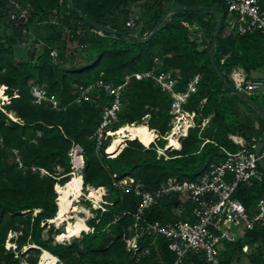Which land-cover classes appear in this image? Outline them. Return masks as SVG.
<instances>
[{"label": "trees", "instance_id": "16d2710c", "mask_svg": "<svg viewBox=\"0 0 264 264\" xmlns=\"http://www.w3.org/2000/svg\"><path fill=\"white\" fill-rule=\"evenodd\" d=\"M17 1L29 10L25 33L7 16L8 0H0V97L4 98L0 99V264H22L21 259L36 264L42 251L57 257L59 264H171L175 253L161 235L144 233L139 239L141 248L149 247L147 255L125 249L124 235L129 234L134 221L138 198L114 187L111 176L130 177L144 190H153L168 177L195 179L210 162L223 159L222 148L236 151L238 146L228 138L230 134L242 135L250 142L255 136L251 120L258 111L223 87L208 50L219 18L211 56L227 87L233 89L229 73L236 66L249 75L255 71L264 75V36L228 31L224 0ZM260 3L264 7V0ZM213 4L224 6L225 15H219ZM133 5L139 10L134 12ZM130 18L136 35L129 33L126 22ZM87 19L96 26L92 27ZM159 20L158 30L147 39ZM200 28L207 31V39H203ZM21 44L27 47L28 54L17 58L15 50ZM53 50L57 51L55 60ZM78 51L86 54L82 61L66 65V57ZM155 57L160 61L158 67ZM168 69H174L180 78L178 90L184 89L193 75L200 74L195 92L183 106L196 113V125L186 136L174 140L173 129L169 131V94L151 78L132 77L122 89V108L112 130L120 127L125 136L126 124L145 122L154 129L153 141L169 131L167 141L159 139L146 147L137 139L125 144L120 138L108 150L107 140L96 152L91 135L99 124L101 109L94 100L76 103L78 86L99 79L121 84L126 74ZM33 85H43L53 93L60 108L53 109L47 102L34 104L30 93ZM98 92L101 102L109 100L106 93L97 89L95 93ZM257 96L248 98L264 112ZM205 118L207 123L200 127ZM189 123L185 118L177 129L184 134ZM74 143L83 149L84 167L78 186L85 193L106 186L108 193L102 201L105 211L92 209L94 216L87 224L93 232L55 242L53 234L60 231L51 220L58 217L60 207L65 209L58 206L60 195L56 188L67 189L65 183L71 172L68 152ZM157 146L158 152L165 150L168 158H157ZM105 148L112 156H106ZM38 168L47 173L41 174ZM263 195L264 177L261 182L240 183L234 193L247 209H252ZM175 203V196L162 201L147 210L144 219L174 220ZM9 232L16 233L9 239L13 247H5ZM244 245L249 246V252H242ZM224 247L218 264H239L242 257L248 264H264V225L244 231L237 241L226 242ZM182 264L207 263L201 253L189 251Z\"/></svg>", "mask_w": 264, "mask_h": 264}, {"label": "built area", "instance_id": "2783aa9c", "mask_svg": "<svg viewBox=\"0 0 264 264\" xmlns=\"http://www.w3.org/2000/svg\"><path fill=\"white\" fill-rule=\"evenodd\" d=\"M227 6V16L225 18L226 29L236 31L240 34L260 33L264 36V7L260 0H224ZM7 16L19 25L22 33L26 32L28 12L26 6L17 0H8ZM127 26L133 27L134 23L129 20ZM185 25H187L185 23ZM196 28V26H193ZM98 35H102L101 30H94ZM85 45H79V48ZM53 59L57 56V51L51 52ZM154 63L158 67L160 61L154 58ZM252 74V73H251ZM242 67L236 66L231 69L229 78L233 83V90L246 97L264 96V75L261 78H252ZM142 80L151 78L156 84L169 94L171 98L169 114L171 115L170 129L177 124L181 126L186 119L189 125L183 134L177 131L173 135L174 140L187 135L188 130L196 125V113L183 108L190 94L195 92L200 74L193 75L186 83L184 89L178 90L177 85L180 78L174 69L157 73L155 70L134 72L126 74L121 84L104 82L99 79L95 82L79 85V94L75 98L76 103L85 100L98 102L101 109L99 124L91 137L95 140L96 152L105 141L117 136V131L112 130V126L118 122L119 113L122 108V89L129 83L131 78ZM103 91L108 96L107 102H101L100 94L96 90ZM32 102L40 104L47 102L53 109H59V101L53 93H49L43 85H33L30 90ZM12 118V117H11ZM14 119V118H13ZM15 120V119H14ZM208 118L203 119L200 127H203ZM134 123H131L132 125ZM129 125V124H126ZM124 126V125H123ZM154 130V129H150ZM157 137V141L165 139L169 132ZM127 135L122 138L126 140ZM228 138L238 146L234 152L222 148L224 157L221 160L210 162L207 167L195 177V179H178L168 177L165 181L153 190H144L138 183H134L130 177L116 179L112 174V185L123 193L132 192L138 198V204L134 212V221L129 226V234L124 235L125 249L128 252H135L138 255H147L149 247H140L139 239L147 233L151 236L161 235L168 240V248L175 253V259L171 264H182V259L191 251L201 253L207 264H218L220 253L225 249L226 242H235L246 230L264 225V195L259 197L252 209H247L245 205L234 197L236 188L240 183L251 181L261 182L264 171L259 166V160L264 162V145L256 153V148L260 143L256 136L251 137L250 142H246L242 135H229ZM154 142V141H153ZM259 142V143H258ZM148 147V146H146ZM164 147V146H163ZM162 147V148H163ZM156 147L157 158L168 156L165 150L160 154ZM106 152V148L104 149ZM68 155L70 157L71 171L80 173L84 167L83 149L78 143H74ZM106 156L109 155L106 152ZM19 167H22L18 158ZM36 170L35 167H31ZM41 174L47 172L38 168ZM108 193L106 186H100L93 192L83 193V196L90 201V210L105 211L102 204L103 198ZM176 197L175 207L172 209L174 220L161 222L159 220L147 221L144 219L145 212L164 200ZM89 232H93L92 227H88ZM242 252H249V246L244 245ZM54 264H59L58 259Z\"/></svg>", "mask_w": 264, "mask_h": 264}, {"label": "rangeland", "instance_id": "374dc122", "mask_svg": "<svg viewBox=\"0 0 264 264\" xmlns=\"http://www.w3.org/2000/svg\"><path fill=\"white\" fill-rule=\"evenodd\" d=\"M213 7H214V9L217 11V13L219 15H221V16L225 15L226 11H225L224 6H222L220 4L219 5L218 4H215V5L213 4ZM131 9L134 12H136V11L139 10L138 6H135V5H133L131 7ZM51 19H53V17ZM128 20L130 22H133L134 23L133 18H130ZM199 32L202 35L203 39H207V37H208L207 31H205V30H203V29L200 28L199 29ZM129 33L130 34H133V35H136L137 34V31L134 28L130 27L129 28ZM39 44L36 45L37 48L39 47ZM72 46H75V44H72ZM15 53H16V57L17 58L26 57V54H28L27 47L24 46V44H21V45H19L16 48ZM84 55H86L84 52L78 51V52H76V54L74 56H68V57H66V65L69 64L70 62L73 63V62L82 61ZM251 76H252V78H261L262 73L260 71L252 72ZM252 97H255V96H252ZM257 97L258 98H256V99L258 100V102H261V104H263V107H264V96L263 95H258ZM0 99L1 100H4L3 97H0ZM10 116L16 120V118L14 117L13 114H10ZM251 121H252V125H251L252 126V130H253L255 136L259 140V139H261L264 136V115L258 111L257 114H255V117L252 118ZM149 130L150 129L148 127L147 128V131H149ZM174 131L175 132L177 131V125H175L173 127L172 133ZM127 141L128 140L125 141V144H126ZM152 141H153V139L151 140V142ZM143 142L146 143L147 140L144 139ZM154 143H157V140H155L151 144H154ZM161 143L162 142H160V144ZM148 147H149V144H148ZM72 172L73 171H71L70 173H68L70 177L67 180V182L65 183L67 185V189H64V190L63 189H60L59 190V188H56V189H57L58 194L60 195L59 199L61 200V202H62V204H63V206L65 208L64 210H66V212H68V216L69 217L76 216V211H77V209H79V210H81V212L78 215L80 217L84 218L85 219V223L87 224L88 223V220H90L94 216V214L90 210V201L87 200L85 196H83V193H85L84 190L83 189L81 190L80 188L78 189L79 186L78 187L75 186L78 183H77L74 175L71 174ZM71 193H73L72 194V197H71ZM76 204L79 205V206H81V208H78L76 206ZM87 204H89V205H87ZM58 206H60V203L59 202H58ZM83 207L88 212H84V209H82ZM58 220H59V218H53L51 220L52 221V224L54 225V228L55 229H58V231H60L57 234L56 233L53 234V239H54L55 242H67L69 240H72L73 238H78V237L80 238L81 237V235H79L77 237H73V238H70V239L61 238V235H59L60 233H69V232H71V230H70V227H69V221H64L62 223H59ZM70 221H73V219H70ZM87 226H88V224H87ZM86 232H89L88 231V228L86 230L82 231V233H86ZM15 235H16L15 232H9L8 238H7V242L5 244V247H9V246H12L13 247L14 246V244L11 243V241L9 239L12 238V237H14ZM44 252L45 251H42V253L39 255L36 264H43L42 260H44L43 259L44 255H45ZM39 258H40V261H39ZM21 261H22V264H28V263L24 262L23 259H21ZM233 264H236V263L234 262ZM239 264H248L247 258L246 257H242V261Z\"/></svg>", "mask_w": 264, "mask_h": 264}, {"label": "bare ground", "instance_id": "6f19581e", "mask_svg": "<svg viewBox=\"0 0 264 264\" xmlns=\"http://www.w3.org/2000/svg\"><path fill=\"white\" fill-rule=\"evenodd\" d=\"M147 128H148V126L145 122L134 123L132 125L129 124L127 127V129H128L127 139H137L138 141L145 144V146H148L147 144H150L151 140H152V130L147 131ZM177 131H179V130L177 129ZM176 132L174 131L173 134H175ZM117 134L118 135L115 136L111 140L110 144L106 147L108 150H110L112 148V145L116 140L122 138V136H123L119 130L117 131ZM144 139L147 140L146 143L143 142ZM169 143H171V142H169ZM71 174L74 175V177L78 183V178L80 177L81 174L75 173V172H72ZM75 186L78 187V184H76ZM78 189H79V187H78ZM59 203H60V206H63L60 199H59ZM80 212H81V210L77 209L76 216L69 217L68 212H66V210H64L61 207L59 208V212H58L59 215L57 217V218H59L58 222L62 223L64 221H69V227L71 230V232H69V233H60L59 235H61V238L70 239L73 237H77V236L81 235L82 231H84L88 228L87 224L85 223V219L78 215ZM70 219H73V221H70ZM44 253H45V255L43 257L44 260H42L43 264H54L55 261L57 260V257L52 256L49 252H46V251ZM39 261H40V258H39Z\"/></svg>", "mask_w": 264, "mask_h": 264}, {"label": "water", "instance_id": "95a60500", "mask_svg": "<svg viewBox=\"0 0 264 264\" xmlns=\"http://www.w3.org/2000/svg\"><path fill=\"white\" fill-rule=\"evenodd\" d=\"M192 9H197L195 7H190ZM87 21L89 22V24L92 26V27H95V23L93 21H91L90 19H87ZM161 20H159L155 26L153 27L152 31L150 32V34L148 35L147 39H149L157 30H158V26L160 24ZM219 25H220V19L218 18L217 19V22H216V26H215V31H214V34H213V37L211 39V44H210V47H209V50H208V54L210 55V63L212 65V67L215 69L216 71V74L218 75L222 85L224 88H226L227 90L229 91H232L233 93H235L239 98H241L244 102L246 103H249L250 105H252V107L256 110V111H259L260 113H262L264 115V112L263 110H260L259 107L251 100L249 99L248 97L244 96L243 94L237 92V91H234L231 87H227V84L225 82V79L223 77V75L220 73V71L216 68V65L214 63V60L211 56V48L214 46L215 42H216V38L218 36V31H219ZM128 38L130 39H137L135 36H132V35H126ZM10 116V115H9ZM11 117V116H10ZM264 145V138L262 139V141L258 144L257 148H256V153L260 150V148ZM259 166L261 167V169L264 171V162L262 160H259Z\"/></svg>", "mask_w": 264, "mask_h": 264}, {"label": "clouds", "instance_id": "9594fccd", "mask_svg": "<svg viewBox=\"0 0 264 264\" xmlns=\"http://www.w3.org/2000/svg\"><path fill=\"white\" fill-rule=\"evenodd\" d=\"M144 145V144H143ZM145 146V145H144Z\"/></svg>", "mask_w": 264, "mask_h": 264}, {"label": "crops", "instance_id": "0c3cea01", "mask_svg": "<svg viewBox=\"0 0 264 264\" xmlns=\"http://www.w3.org/2000/svg\"><path fill=\"white\" fill-rule=\"evenodd\" d=\"M256 72V71H255Z\"/></svg>", "mask_w": 264, "mask_h": 264}]
</instances>
